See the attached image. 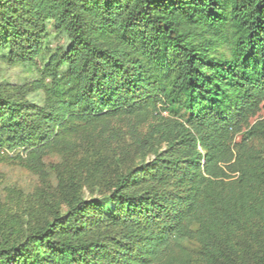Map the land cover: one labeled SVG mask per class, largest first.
Wrapping results in <instances>:
<instances>
[{
  "label": "trees",
  "instance_id": "1",
  "mask_svg": "<svg viewBox=\"0 0 264 264\" xmlns=\"http://www.w3.org/2000/svg\"><path fill=\"white\" fill-rule=\"evenodd\" d=\"M45 19L66 48L46 52ZM0 49L25 64L46 57L52 78L33 110L0 93L8 141L37 155L111 144L123 135L109 121L134 118L128 148L152 153L107 197L74 196L0 245V264H264V154L248 143L264 144V119L249 123L264 101V0H0Z\"/></svg>",
  "mask_w": 264,
  "mask_h": 264
},
{
  "label": "rangeland",
  "instance_id": "2",
  "mask_svg": "<svg viewBox=\"0 0 264 264\" xmlns=\"http://www.w3.org/2000/svg\"><path fill=\"white\" fill-rule=\"evenodd\" d=\"M41 26L46 52L67 47L65 34L55 30L51 19L43 20ZM46 62L44 57L25 64L0 49V93L23 102L29 110L42 105L46 89L52 84V78L43 73ZM61 85L69 87L72 80L66 77ZM158 108L164 116L171 112L169 102ZM258 119H264V101L249 123ZM150 122L138 124L140 133L147 131ZM134 123V118L110 120L109 127L117 128L123 135L121 140L111 144H102L100 140H71L69 144L48 148L40 155L32 153V147L8 141V134L0 127V245L24 240L25 236L53 220L57 213L63 214L74 196L102 200L109 195L121 172L148 161L151 152L139 153L128 148L129 132ZM246 130L244 127L235 136L234 143L245 138ZM248 143L264 154L260 138L248 139ZM114 153L119 154L120 161ZM104 203L101 201L102 206ZM109 206L113 208V204ZM172 240L193 252L198 249L184 237L173 236ZM232 264H255V261L247 254Z\"/></svg>",
  "mask_w": 264,
  "mask_h": 264
}]
</instances>
